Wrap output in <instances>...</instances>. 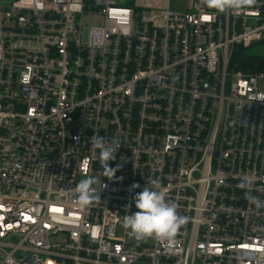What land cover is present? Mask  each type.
Wrapping results in <instances>:
<instances>
[{"label": "built area", "instance_id": "2783aa9c", "mask_svg": "<svg viewBox=\"0 0 264 264\" xmlns=\"http://www.w3.org/2000/svg\"><path fill=\"white\" fill-rule=\"evenodd\" d=\"M181 1L0 0V264H264V208L239 186L264 201V63L239 67L264 0ZM94 135L120 146L112 180ZM153 180L188 219L137 240L122 220Z\"/></svg>", "mask_w": 264, "mask_h": 264}, {"label": "clouds", "instance_id": "9594fccd", "mask_svg": "<svg viewBox=\"0 0 264 264\" xmlns=\"http://www.w3.org/2000/svg\"><path fill=\"white\" fill-rule=\"evenodd\" d=\"M208 8L224 12L228 9L240 10L244 6L255 3V0H205ZM258 99H264L259 97ZM91 147L99 150V160L102 175L112 180L120 165L115 168L109 166V161L116 159V153L120 146L115 141H108L105 137L92 136ZM102 185V179L97 176H87L76 186L78 194L76 203L87 207L94 200L100 198L97 194V187ZM147 185L141 192L134 196L135 208L137 211L125 215L122 220V227L128 230V235L137 240L148 237L166 238L174 236L177 231L187 222V217L180 216L177 212L178 204L166 200L164 193L160 190L158 181H147ZM106 187V185H104ZM246 190L245 199L254 204L256 208H264V201L250 196V182L244 181L239 185ZM139 187V185H133ZM128 208L130 206H127Z\"/></svg>", "mask_w": 264, "mask_h": 264}, {"label": "rangeland", "instance_id": "374dc122", "mask_svg": "<svg viewBox=\"0 0 264 264\" xmlns=\"http://www.w3.org/2000/svg\"><path fill=\"white\" fill-rule=\"evenodd\" d=\"M127 1H131V0H120V2H122V4H126L125 2ZM170 7H172V9L175 8H182L183 7V2L181 0H170ZM85 23L84 25L86 27L96 23V19L93 18H88L87 16L85 17ZM242 56H257V57H264V41L262 42H258L248 48H245L242 51Z\"/></svg>", "mask_w": 264, "mask_h": 264}, {"label": "trees", "instance_id": "16d2710c", "mask_svg": "<svg viewBox=\"0 0 264 264\" xmlns=\"http://www.w3.org/2000/svg\"><path fill=\"white\" fill-rule=\"evenodd\" d=\"M248 60H249L248 63L246 61H242L239 64V67L253 71V70L257 69L258 67H260L262 63H264V60L257 57V56H250V57H248Z\"/></svg>", "mask_w": 264, "mask_h": 264}]
</instances>
